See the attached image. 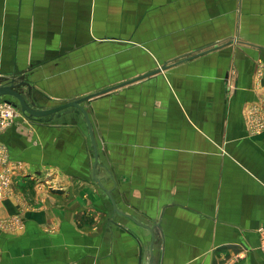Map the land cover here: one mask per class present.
Masks as SVG:
<instances>
[{
	"label": "crops",
	"instance_id": "crops-1",
	"mask_svg": "<svg viewBox=\"0 0 264 264\" xmlns=\"http://www.w3.org/2000/svg\"><path fill=\"white\" fill-rule=\"evenodd\" d=\"M8 5L14 27L0 29V46L42 66L44 104L161 72L82 103L98 163L74 108L1 133L16 167L0 201V264H264V132L249 125L264 93V0ZM106 61L121 64L119 81Z\"/></svg>",
	"mask_w": 264,
	"mask_h": 264
},
{
	"label": "rangeland",
	"instance_id": "rangeland-1",
	"mask_svg": "<svg viewBox=\"0 0 264 264\" xmlns=\"http://www.w3.org/2000/svg\"><path fill=\"white\" fill-rule=\"evenodd\" d=\"M122 2H125V4H128L129 3V0H122ZM10 10H14V9H13V7H11V5H8V0H0V29L1 28H4L3 33H4V36L5 37H10L9 31H10L11 27H14L13 21L15 20L14 19L15 16H14V12H12V13L9 12ZM9 15H11V21H9V19H10L9 18ZM122 21H123V22H121V29H122V31L128 30L129 29V23H128L129 18H128V16H123V20ZM96 22L98 23V20H96ZM106 22H107V28H110V26L111 27L114 26L113 18L110 19V15L109 16L108 15L106 16ZM116 26L118 28H120V23L118 22L116 24ZM102 42H107L108 43L109 40L106 39V40H104ZM114 43H118V40L117 41H114ZM121 43L122 44H125V43L127 44V42H121ZM11 48H12V46L11 47H2V46H0V86L1 85L8 84L9 81L11 80L12 75L10 77V75L7 76V74H9L11 72H15V71H17V72L18 71H20V72L26 71L25 74H23L21 76H18V77L19 78L25 77V80L31 85L32 91H33V94H32L31 99L33 100V102L36 105L37 109H46V108L54 107V105H59L57 103H63L64 101H60V98H58V99H56V98L50 99V100H52V101L55 102V103L52 102V104L49 101H46V103L44 104V102H42L43 101V98H42V101L39 99V97H40V93H39L40 91L39 90H43L42 89L43 88L42 87V84H44L45 87H47L49 89H52V85H51L52 80L50 78H46L47 83H39V81L41 80V78H38L37 79L35 76L37 75V73L39 72V69L42 66H38L39 64H35L32 61V58H30V60H25V58H24L25 57L24 51L27 48L22 47V48H19L18 50L16 49L15 54H12V50H10ZM124 48H125V46H123V48H120V47L116 48L115 49L116 54H119L120 52L123 53V51L127 50V49H124ZM45 50H48V48H44V51ZM52 51H56V49L52 48ZM110 51L111 52H107V57L110 54H112V50H110ZM115 51H113V53H115ZM128 51L129 50H127V52L125 53L126 55L129 54ZM16 57H18V58H16ZM75 58L77 59V57H75ZM75 58H73V60H75ZM17 59H21V60H23V62H18ZM111 60H113V59H111ZM103 63L104 64H102V67L106 70V73L107 72H110V73L113 72L110 75H107V78L110 77L109 81L116 82L118 80L119 75H120L121 64L113 63V61L112 62H107L106 61V62H103ZM72 65H73V67H72ZM84 65H86V64H84ZM61 66H62L63 69H65L66 66H70L71 68H69V69L71 70L72 68L73 69L74 68H76V69L79 68L80 69L82 67V64L76 63V62H71L70 60H67V62L61 64ZM115 67L119 69L118 76L115 73V70H116ZM158 67H160L159 64H158ZM36 69H38V70H36ZM41 70L44 71L45 69L43 68ZM95 70L97 71V69H95ZM31 71H33V72H31ZM90 72H92V69H91ZM43 73L45 75L46 74L48 75V73L46 71L43 72ZM48 76H50V75H48ZM54 76H58V75H54ZM94 76L97 79H100V77H101V76L96 75V74H94ZM18 77H17V79H18ZM49 80H51V82H48ZM80 86H81V84L77 86V89ZM65 88H71V87H65ZM37 89H38L39 92L37 91ZM78 91H80V90H78ZM77 95L78 96H75L77 98L80 97V96H83V95H80V94H77ZM263 98H264V93L262 94L261 100L257 104H255L254 106H252L249 109V125L252 124L251 117H250L251 111L255 107H259V106H261L263 104ZM6 101L16 102L15 99H13L12 97H6L0 103V106H2V105L3 106L4 105H8L9 106V104L6 103ZM11 108L14 109L13 116H10V117L5 118L4 109L2 110V108L0 107V135L7 128L13 126L14 124H17V122L19 121L20 117L24 116L23 113L20 111L19 108H14L13 106H11ZM261 112H263V110H261ZM5 120H7V121H5ZM259 133H261V132H258L256 134H259ZM6 197H7V194H6ZM260 230H264V229H261L260 228L258 230V234H259L260 240H261V250L264 252V234L261 233Z\"/></svg>",
	"mask_w": 264,
	"mask_h": 264
},
{
	"label": "water",
	"instance_id": "water-1",
	"mask_svg": "<svg viewBox=\"0 0 264 264\" xmlns=\"http://www.w3.org/2000/svg\"><path fill=\"white\" fill-rule=\"evenodd\" d=\"M159 72H161V69L156 70L154 72H151L149 74H146L144 76H141L139 78H136L134 80H130V81L125 82V83L118 85L116 87L109 88L103 92H100V93H97V94H94L91 96H87L83 99L68 102V103H65V104H62L60 106L53 107L50 109H37L36 105L34 104L33 100L31 99V96L33 94L32 87L30 86V84L28 82H26L25 77H21L18 79L16 77H13V78H11V80L9 81L8 84L0 86V103L3 101L4 98L12 97L13 99H15V101L17 103L16 102H10V101H6V103L13 106L14 108H19L20 111L23 113V115H26V117L29 118L30 120L37 121V122L44 123V124H47L50 120L55 118L54 115L61 113L63 111H66L68 109L74 108V109L80 111L82 113V115L84 116L86 122H87L89 132H90V136H91V140H92L93 147H94L96 163H98V149H97V145H96V142L94 139L92 123H91V120H90V117H89L87 111L82 106V103L87 101V100H90L94 97L100 96L102 94H106V93H108L114 89H118L120 87L126 86L128 84L134 83V82L139 81L141 79H144L146 77L157 74ZM53 192L58 193V194L61 193L60 190H54ZM123 215H125L129 219H132L135 223L138 224V222L133 217H131L127 214H123Z\"/></svg>",
	"mask_w": 264,
	"mask_h": 264
},
{
	"label": "built area",
	"instance_id": "built-area-1",
	"mask_svg": "<svg viewBox=\"0 0 264 264\" xmlns=\"http://www.w3.org/2000/svg\"><path fill=\"white\" fill-rule=\"evenodd\" d=\"M0 107L2 110L4 109L5 118L13 116L14 109L11 108V105H2ZM261 110H263V112H261ZM250 117L252 122L250 125L251 131L254 133L264 132V98L263 104L259 107H255L251 111ZM15 167L16 165L11 160L9 150L6 146L0 143V201L6 197L8 189L11 185L12 170ZM20 223V219L16 217L14 224L20 225ZM263 231L264 230H260V232L264 234Z\"/></svg>",
	"mask_w": 264,
	"mask_h": 264
},
{
	"label": "bare ground",
	"instance_id": "bare-ground-1",
	"mask_svg": "<svg viewBox=\"0 0 264 264\" xmlns=\"http://www.w3.org/2000/svg\"><path fill=\"white\" fill-rule=\"evenodd\" d=\"M24 116H26V115H24Z\"/></svg>",
	"mask_w": 264,
	"mask_h": 264
}]
</instances>
